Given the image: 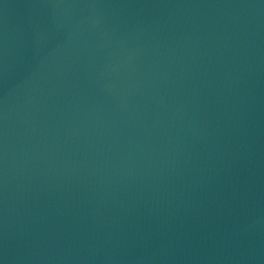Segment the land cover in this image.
Masks as SVG:
<instances>
[{
	"label": "water",
	"instance_id": "water-1",
	"mask_svg": "<svg viewBox=\"0 0 264 264\" xmlns=\"http://www.w3.org/2000/svg\"><path fill=\"white\" fill-rule=\"evenodd\" d=\"M0 264H264V0H0Z\"/></svg>",
	"mask_w": 264,
	"mask_h": 264
}]
</instances>
